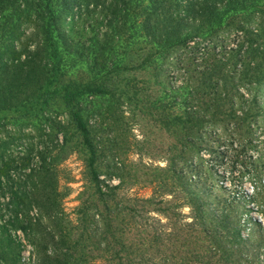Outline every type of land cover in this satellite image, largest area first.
I'll list each match as a JSON object with an SVG mask.
<instances>
[{
	"label": "trees",
	"instance_id": "obj_1",
	"mask_svg": "<svg viewBox=\"0 0 264 264\" xmlns=\"http://www.w3.org/2000/svg\"><path fill=\"white\" fill-rule=\"evenodd\" d=\"M75 9L92 21L75 23L71 32L63 20ZM226 29L233 31V38L218 43V34ZM204 41L202 48L194 49ZM178 45L190 46L194 54L213 53L193 80L169 86L156 70L164 68L166 53ZM140 52V60L130 64L131 55ZM133 69L152 71L160 88L151 93V115L174 136V152L162 156L167 164L156 169L164 173H142L143 183L153 187L149 196L127 193V181H142L132 162L108 163L115 167L108 175L115 172L120 181L105 184L109 190H104L103 147L96 139L101 128L93 122L94 117L117 115L123 96L142 100L114 82L135 86L123 73ZM55 85L61 88L52 92ZM263 87L264 0H0V111L47 105L52 94L63 92L66 127L73 128L85 145L94 195L106 203L103 230L89 240L96 252L87 255L80 250L79 261L86 262L87 257L105 264L235 261L233 246L224 239L226 228L207 222L208 217L229 222V217L207 203L196 186L182 184L185 173L175 164L195 157L209 128L220 127L248 144L261 136L257 130L264 132ZM260 141L264 143V137ZM185 206L191 214L184 212ZM152 213L162 214L168 223ZM226 230L242 244L239 225ZM64 235L62 240L68 242L70 232ZM71 251L66 246L58 254H45L40 264H79L71 261Z\"/></svg>",
	"mask_w": 264,
	"mask_h": 264
},
{
	"label": "rangeland",
	"instance_id": "obj_2",
	"mask_svg": "<svg viewBox=\"0 0 264 264\" xmlns=\"http://www.w3.org/2000/svg\"><path fill=\"white\" fill-rule=\"evenodd\" d=\"M86 17L82 10L75 9L66 14L63 26L72 32L75 23L92 21ZM24 29L29 32L30 26ZM223 38H233V31L222 30L217 42ZM203 43L207 41L196 43L194 49L202 48ZM195 51L198 55L190 46L172 47L164 57V68L156 70L158 78L169 86L193 80L197 69L203 68L213 53L201 55L199 50ZM142 52L131 55L129 63H137ZM123 73L135 86L124 87L123 82L116 80L115 84L129 88L128 94L136 92L142 100L123 96L125 102L117 115L106 119L94 117L95 126L101 128L96 133L103 147L101 178L105 181L104 190H109L105 184H118L120 178L115 172L108 175L115 168L108 163L132 162L131 167L142 181H125L127 193L149 196L153 187L143 183L142 173H164L156 169L167 164L162 156L174 152V136L151 115L149 104L156 87L152 71L133 69ZM59 88L61 85L52 86L51 91ZM63 95L60 91L52 94L47 105L40 102L30 108L0 111V264H40L45 254H58L66 246L72 250V262L79 261L76 256L80 250L87 255L96 252L89 240L94 239V232L103 230L101 213L106 214V203L94 195L86 169L85 145L73 128L66 127ZM227 132L220 127L205 130L195 157L178 160L175 166L185 173L180 178L182 184L196 186L207 203L229 217V222L220 223L208 217L210 225L221 224L226 229L240 226L242 244L223 229L225 241L233 246L232 257L237 258L231 264H264V143L260 141L264 132L258 129L261 136L253 138L250 144L246 139L230 137ZM94 204L97 207L90 209ZM183 210L191 214L188 206ZM152 214L168 223L162 214ZM168 226L165 224L163 229ZM66 232H70L68 242L62 240ZM81 232H85V240L80 239ZM87 260L78 263L105 264L98 258Z\"/></svg>",
	"mask_w": 264,
	"mask_h": 264
}]
</instances>
